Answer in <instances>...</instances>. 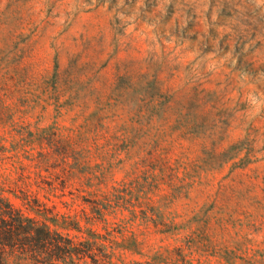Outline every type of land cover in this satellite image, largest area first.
<instances>
[{
  "label": "rangeland",
  "instance_id": "obj_1",
  "mask_svg": "<svg viewBox=\"0 0 264 264\" xmlns=\"http://www.w3.org/2000/svg\"><path fill=\"white\" fill-rule=\"evenodd\" d=\"M53 132L89 151L66 185ZM0 159L114 263L264 264V3L0 0Z\"/></svg>",
  "mask_w": 264,
  "mask_h": 264
},
{
  "label": "trees",
  "instance_id": "obj_2",
  "mask_svg": "<svg viewBox=\"0 0 264 264\" xmlns=\"http://www.w3.org/2000/svg\"><path fill=\"white\" fill-rule=\"evenodd\" d=\"M58 136L53 132L49 143L46 146L41 145L39 157L32 161L35 162L36 169L50 172V168L55 167L50 164L55 152L62 156L64 164L72 158L75 163L69 166L71 169H66L67 174L56 175V179L66 185L69 181L67 177L73 175L72 169L80 165L78 161L85 158L84 153L89 151H86L85 146L74 143L70 137L63 141ZM2 166L3 161L0 159V168ZM44 185L53 188V183L44 180L41 172L30 173L23 165L19 167L16 176L0 172V264H78L87 259L92 264H117L112 262V254L105 251L106 236L88 230L87 236L82 239L71 237L70 231L83 232L80 223L66 214L56 212L40 199L39 192L46 189ZM114 190L117 193L116 198L124 200V196L120 194L123 191ZM124 191L126 194L131 191L127 184L124 185ZM7 195H13L20 200L24 209L18 207ZM113 199L114 196L112 199L104 196L101 200L93 201V212L100 216L105 215L113 207ZM125 203L134 205L131 200ZM148 208L151 211L153 207ZM130 212L136 217L135 209ZM144 214L147 219V210Z\"/></svg>",
  "mask_w": 264,
  "mask_h": 264
},
{
  "label": "clouds",
  "instance_id": "obj_3",
  "mask_svg": "<svg viewBox=\"0 0 264 264\" xmlns=\"http://www.w3.org/2000/svg\"><path fill=\"white\" fill-rule=\"evenodd\" d=\"M260 3H264V0H259Z\"/></svg>",
  "mask_w": 264,
  "mask_h": 264
}]
</instances>
